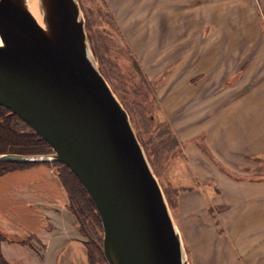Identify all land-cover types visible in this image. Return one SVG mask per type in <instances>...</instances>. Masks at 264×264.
Masks as SVG:
<instances>
[{"label":"rangeland","instance_id":"1","mask_svg":"<svg viewBox=\"0 0 264 264\" xmlns=\"http://www.w3.org/2000/svg\"><path fill=\"white\" fill-rule=\"evenodd\" d=\"M78 2L93 57L129 114L179 230L189 264H264V246L260 245L264 237L257 235L264 232L263 228L233 234V229L247 218L246 213L239 212L240 197L248 193L247 188L239 191L230 182L222 186L215 171L196 165L202 152L230 181L264 178V157L234 163L233 158L239 154L234 152V157L223 150L220 139L215 140L221 135V127L215 128V122L221 121V106L244 90L254 73L259 75L261 60L248 59V53L264 52V0ZM215 30L226 41L220 44L224 59L231 60H224L218 87L203 92L201 97L199 93L197 98L190 94L193 102H185L184 87H189L190 80L184 76L183 65L191 60L186 62L184 58L190 51L196 56L200 46L204 49L207 44H200L201 39H210ZM235 36L239 37L237 44L227 42ZM248 64L252 73H248ZM200 71L197 68L195 73ZM177 97L180 100L175 101ZM213 129L216 135L211 133ZM209 134L212 139L207 138ZM96 233L95 242L99 244L101 237L102 244L98 226Z\"/></svg>","mask_w":264,"mask_h":264},{"label":"water","instance_id":"2","mask_svg":"<svg viewBox=\"0 0 264 264\" xmlns=\"http://www.w3.org/2000/svg\"><path fill=\"white\" fill-rule=\"evenodd\" d=\"M0 106L50 146L0 162L62 163L100 217L107 264H189L129 114L99 70L78 0H0Z\"/></svg>","mask_w":264,"mask_h":264},{"label":"crops","instance_id":"3","mask_svg":"<svg viewBox=\"0 0 264 264\" xmlns=\"http://www.w3.org/2000/svg\"><path fill=\"white\" fill-rule=\"evenodd\" d=\"M219 23L223 25V22ZM214 33L216 34L210 39L209 36H206L205 40L201 39L200 44L207 45L204 49L200 46L196 56L190 51L184 58L186 62L191 60V63L183 65L184 76L187 81L190 80V88L187 85L184 87L185 102H193L191 95L196 97L199 93L201 97L203 92L218 87V78L223 77L224 60H231L224 59V49L220 51V44L226 42L224 36H220L216 30ZM235 37L228 38L227 42L237 44L239 37ZM235 57L240 59L238 54ZM248 59L261 60L259 75L254 73L248 79L246 88L235 94V98L232 97L227 107L224 104L221 106V121L215 122V128L221 127V135L215 137V140H221L224 151L231 152L233 156L234 152L239 154L234 156V163L240 159L244 162L247 161L246 158L249 160L264 157V52L254 55L248 53ZM250 66L251 64H248V73H252ZM197 68H200L201 73H195ZM214 76L216 77L213 78ZM194 85L198 87L195 88L196 91L192 89ZM175 88L173 92L178 91L179 86ZM178 100L180 98L177 97L175 101ZM212 132L216 135L215 129L211 130ZM207 138L213 137L209 134ZM198 158L200 163L196 165H205L203 167L208 172L215 171L220 185H228L230 182L232 188L239 191L247 188L248 193L241 195L244 197H240L239 206L240 214L246 213L247 221L245 220V224V221L240 222L239 228L233 229V234L238 231L242 234L247 228L264 229V178L230 181L222 172V168L220 170L207 155L200 152ZM199 171H204V168ZM68 203V193L57 169L52 165L35 163L1 174L0 254L3 260L7 264H103L89 260L86 239L81 234L78 219L69 209ZM244 204L247 206L244 207ZM257 235L264 237V232ZM260 245L264 246V241Z\"/></svg>","mask_w":264,"mask_h":264},{"label":"trees","instance_id":"4","mask_svg":"<svg viewBox=\"0 0 264 264\" xmlns=\"http://www.w3.org/2000/svg\"><path fill=\"white\" fill-rule=\"evenodd\" d=\"M49 150L50 146L38 133L7 108L0 106V153H44ZM32 164L35 163L0 162V175ZM46 164L58 165L63 169L62 171L57 170V172L68 193L69 209L77 217L81 234L86 239L89 260L101 262V259H104L100 243L101 237H98L100 240L98 244L95 242L94 236L97 234V226L100 231H102V227L92 199L68 167L58 162ZM91 244L94 245L93 249H91ZM97 256L101 259H97ZM0 264H7L1 254Z\"/></svg>","mask_w":264,"mask_h":264}]
</instances>
